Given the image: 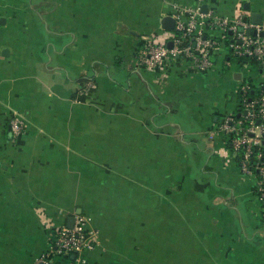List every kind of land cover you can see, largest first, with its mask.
Instances as JSON below:
<instances>
[{
    "label": "crops",
    "instance_id": "obj_1",
    "mask_svg": "<svg viewBox=\"0 0 264 264\" xmlns=\"http://www.w3.org/2000/svg\"><path fill=\"white\" fill-rule=\"evenodd\" d=\"M195 7L264 20V0H0V264H69L52 239L78 214L93 243L78 264H264L257 173L220 127L264 58L232 59L229 28L197 21L208 66L142 60L178 42L162 17Z\"/></svg>",
    "mask_w": 264,
    "mask_h": 264
},
{
    "label": "built area",
    "instance_id": "obj_2",
    "mask_svg": "<svg viewBox=\"0 0 264 264\" xmlns=\"http://www.w3.org/2000/svg\"><path fill=\"white\" fill-rule=\"evenodd\" d=\"M191 12L188 19L178 16L174 25L178 33L176 40L182 41V44L179 46L177 42L169 46L166 40L146 43L141 53L145 64L156 66L178 53H185L197 61L200 67L208 66L210 63L208 55L198 54L196 49L201 43H208L210 47L213 41L201 38L197 21L206 25L219 24L228 27L231 34L226 43L230 55L235 59L261 61L264 58V20L253 23L241 17L232 20L210 19L208 15L200 12L198 7L191 9ZM248 29L250 32H247ZM249 88L247 83L240 85L238 91L240 113L236 119L232 117L225 119L220 127L230 135L229 147L239 170L245 174L257 173L256 186L264 198V84L254 96L248 94ZM257 120L259 122H256ZM15 126L18 128V125ZM92 246V241L84 233V216L78 214L71 227L63 225L56 231L51 251L66 255L70 258L69 264H78L74 262L76 254L83 248ZM33 264H53V261L51 256L45 253L36 257Z\"/></svg>",
    "mask_w": 264,
    "mask_h": 264
},
{
    "label": "water",
    "instance_id": "obj_3",
    "mask_svg": "<svg viewBox=\"0 0 264 264\" xmlns=\"http://www.w3.org/2000/svg\"><path fill=\"white\" fill-rule=\"evenodd\" d=\"M244 5H245V7L248 6L247 3H245ZM202 9H203L204 11H206V9H207L206 4H203V5H202ZM261 20H262V13H261L260 11H254V12H252V21H253L254 23H260ZM174 22H175L174 17L171 16V15H169V14L164 15V16L162 17V19H161L162 27H164V28H166V29H172V28L174 27ZM240 29H241V27H240ZM247 32H250V30L248 29ZM253 32H254V30H253ZM169 45H170V42H169ZM256 122H259V120H257ZM263 135H264V133H263ZM263 143H264V139H263ZM70 222H71V223H70L69 226L72 225V222H73V216H71V218H70Z\"/></svg>",
    "mask_w": 264,
    "mask_h": 264
},
{
    "label": "trees",
    "instance_id": "obj_4",
    "mask_svg": "<svg viewBox=\"0 0 264 264\" xmlns=\"http://www.w3.org/2000/svg\"><path fill=\"white\" fill-rule=\"evenodd\" d=\"M229 39H230V37H229ZM257 92V91H256ZM248 94L250 95V96H254L255 95V92L253 91V92H251V88H249L248 89ZM238 98L240 99V95H238ZM234 119H236V117H234Z\"/></svg>",
    "mask_w": 264,
    "mask_h": 264
},
{
    "label": "rangeland",
    "instance_id": "obj_5",
    "mask_svg": "<svg viewBox=\"0 0 264 264\" xmlns=\"http://www.w3.org/2000/svg\"><path fill=\"white\" fill-rule=\"evenodd\" d=\"M232 59H234V58L232 57Z\"/></svg>",
    "mask_w": 264,
    "mask_h": 264
}]
</instances>
